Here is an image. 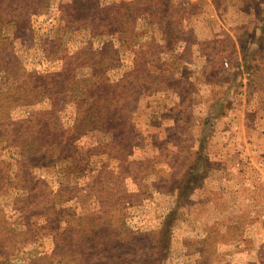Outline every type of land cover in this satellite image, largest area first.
Masks as SVG:
<instances>
[{
	"label": "rangeland",
	"instance_id": "1",
	"mask_svg": "<svg viewBox=\"0 0 264 264\" xmlns=\"http://www.w3.org/2000/svg\"><path fill=\"white\" fill-rule=\"evenodd\" d=\"M0 264H264V0H0Z\"/></svg>",
	"mask_w": 264,
	"mask_h": 264
},
{
	"label": "trees",
	"instance_id": "2",
	"mask_svg": "<svg viewBox=\"0 0 264 264\" xmlns=\"http://www.w3.org/2000/svg\"><path fill=\"white\" fill-rule=\"evenodd\" d=\"M99 125V124H98Z\"/></svg>",
	"mask_w": 264,
	"mask_h": 264
}]
</instances>
